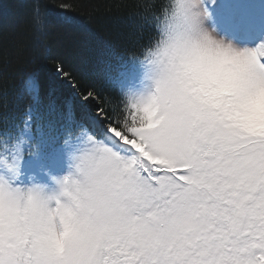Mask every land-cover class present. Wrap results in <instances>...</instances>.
<instances>
[{
	"label": "snow or ice",
	"instance_id": "6c2138e0",
	"mask_svg": "<svg viewBox=\"0 0 264 264\" xmlns=\"http://www.w3.org/2000/svg\"><path fill=\"white\" fill-rule=\"evenodd\" d=\"M139 6L141 26L156 35L139 58L107 74L117 103L91 86L75 91L81 85L59 62L55 76L75 91L62 133L33 123L39 73L25 81L32 103L18 127L5 129L0 111V180L27 185L25 159L43 143L70 150L76 169L60 181L59 196L0 197V264H264V133L233 124L179 75L150 77L161 5ZM48 8L32 0V34L41 44ZM246 52L264 72V41ZM143 80L150 86L140 87Z\"/></svg>",
	"mask_w": 264,
	"mask_h": 264
},
{
	"label": "trees",
	"instance_id": "16d2710c",
	"mask_svg": "<svg viewBox=\"0 0 264 264\" xmlns=\"http://www.w3.org/2000/svg\"><path fill=\"white\" fill-rule=\"evenodd\" d=\"M32 0H0V102L5 129H15L25 119L32 103L25 81L39 73L42 92L32 110L33 123L49 131L61 132L73 113L65 106L85 88L93 87L102 99L119 101L118 90L107 74L116 75L129 58H139L142 49L156 35L155 29L141 26V3L159 7L162 0H47L49 4L43 44L32 34ZM61 3H73L75 10L63 12ZM62 62L81 85L77 90L55 76ZM94 103V102H93ZM79 110V109H78ZM35 131V129H34ZM39 139V135L36 136ZM54 149L60 143L52 144Z\"/></svg>",
	"mask_w": 264,
	"mask_h": 264
},
{
	"label": "clouds",
	"instance_id": "9594fccd",
	"mask_svg": "<svg viewBox=\"0 0 264 264\" xmlns=\"http://www.w3.org/2000/svg\"><path fill=\"white\" fill-rule=\"evenodd\" d=\"M210 18L208 0H162L161 35L152 49L149 75H179L193 95L218 106L233 124L264 133V72L249 62L248 47L221 35L209 25ZM28 191L43 199L50 196L44 185L8 181L0 197L20 198Z\"/></svg>",
	"mask_w": 264,
	"mask_h": 264
},
{
	"label": "rangeland",
	"instance_id": "374dc122",
	"mask_svg": "<svg viewBox=\"0 0 264 264\" xmlns=\"http://www.w3.org/2000/svg\"><path fill=\"white\" fill-rule=\"evenodd\" d=\"M208 3L213 13L208 21L209 25L215 27L216 24L223 25L224 19L232 20L235 30L245 38V42L234 41L235 43L240 46L254 47L260 41H264V0H215L214 3L208 0ZM216 11L220 17L222 15V18L218 17ZM218 32L232 40L226 32L219 30ZM139 86L149 87L150 81L143 80ZM44 146L54 147L47 143L41 144L40 147ZM53 152L47 151L39 156L26 157L23 165V183L44 185L48 195L59 196L62 191L60 181L69 174L76 176L75 161L72 159L70 150L62 145L53 149ZM31 161L34 165L30 164ZM61 199L65 198L61 197ZM52 203L54 206L55 201Z\"/></svg>",
	"mask_w": 264,
	"mask_h": 264
}]
</instances>
